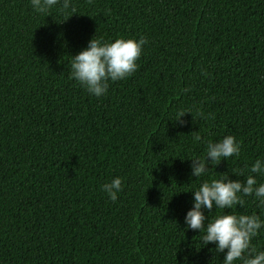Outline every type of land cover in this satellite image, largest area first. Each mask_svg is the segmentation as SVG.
I'll return each mask as SVG.
<instances>
[{
  "label": "trees",
  "instance_id": "obj_1",
  "mask_svg": "<svg viewBox=\"0 0 264 264\" xmlns=\"http://www.w3.org/2000/svg\"><path fill=\"white\" fill-rule=\"evenodd\" d=\"M62 3L0 0V264H223L185 216L204 182L264 184L250 172L264 161V0ZM141 37L137 70L106 94L70 78L92 38ZM229 135L240 154L193 176L191 159ZM115 178L113 202L102 186ZM243 199L204 214L264 221ZM251 246L264 252V225Z\"/></svg>",
  "mask_w": 264,
  "mask_h": 264
},
{
  "label": "clouds",
  "instance_id": "obj_2",
  "mask_svg": "<svg viewBox=\"0 0 264 264\" xmlns=\"http://www.w3.org/2000/svg\"><path fill=\"white\" fill-rule=\"evenodd\" d=\"M58 3L60 0H31L34 11L41 14L48 13ZM69 7L70 0H63L61 11H66ZM72 12L75 13V8H72ZM146 43L144 37L138 41L117 38L115 42H102L92 38L87 48L73 57L70 78L78 81L90 94L100 97L107 93L109 81L127 79L137 70L136 61L140 59ZM185 113L191 112L180 111L175 121L185 123L181 120ZM200 116L203 117L202 112ZM212 118L214 119V116ZM195 140L199 141L201 137L196 135ZM239 154L240 145L231 135L216 143L209 142L204 159H191L192 175L199 178L207 171L209 163L218 165L221 160ZM250 172L264 173V161L256 160ZM102 190L108 194L111 201L115 202L118 193L122 190L121 179L115 178L110 183L104 184ZM193 194L194 207L187 212L185 224L188 229L205 233L201 241L203 246L213 243L217 252L224 253L226 250L223 264H234L236 260H241L243 264H264V252L253 255L255 249L251 246L252 238L258 235L259 229L264 225V221H261L259 216L225 213L209 221L204 214V210L210 213L214 207L218 209H232L237 205L242 207L245 196L254 195L260 204L264 205V184L257 186L253 175H248L243 182L225 176L210 183L204 182L198 190L193 191Z\"/></svg>",
  "mask_w": 264,
  "mask_h": 264
}]
</instances>
